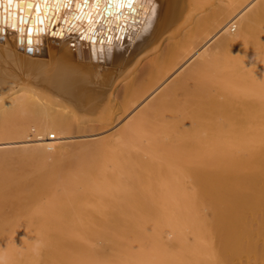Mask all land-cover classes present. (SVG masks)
I'll return each instance as SVG.
<instances>
[{"label":"bare ground","instance_id":"obj_1","mask_svg":"<svg viewBox=\"0 0 264 264\" xmlns=\"http://www.w3.org/2000/svg\"><path fill=\"white\" fill-rule=\"evenodd\" d=\"M79 2L0 7V264H264V0Z\"/></svg>","mask_w":264,"mask_h":264},{"label":"snow or ice","instance_id":"obj_2","mask_svg":"<svg viewBox=\"0 0 264 264\" xmlns=\"http://www.w3.org/2000/svg\"><path fill=\"white\" fill-rule=\"evenodd\" d=\"M73 0H0V7H3L5 11L8 12L6 16L3 17L4 21L11 25L13 28L20 26V33L23 36L24 32L27 31L29 39L31 34L35 31H40L36 27V24L40 22L44 17L41 15V9H43L44 14L47 15L51 10H59L60 8H70ZM101 2L107 4L112 2L117 8L132 5L139 2V0H94L95 5L101 4ZM84 5H88L89 0H83ZM36 8V16L32 18V27L25 29L23 25L29 22L30 13L28 9ZM76 8L80 10L81 15L83 14V9L79 0H76ZM15 9V11H9ZM108 9H106L107 11ZM77 19L80 17L77 16ZM71 24V21H67ZM63 31V29H62Z\"/></svg>","mask_w":264,"mask_h":264}]
</instances>
